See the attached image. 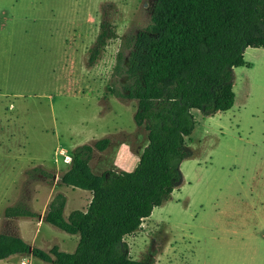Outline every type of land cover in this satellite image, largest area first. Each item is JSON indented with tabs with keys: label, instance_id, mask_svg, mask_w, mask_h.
<instances>
[{
	"label": "rangeland",
	"instance_id": "rangeland-1",
	"mask_svg": "<svg viewBox=\"0 0 264 264\" xmlns=\"http://www.w3.org/2000/svg\"><path fill=\"white\" fill-rule=\"evenodd\" d=\"M156 0H0V234L32 248L72 254L79 237L43 222L56 194L64 217L85 212L89 192L60 184L71 152L108 139L90 169L132 172L147 145L135 125L137 103L116 97L117 56L150 25ZM102 23L114 38L93 64ZM250 67L233 69L234 105L205 117L191 112L182 183L123 243L131 259L156 264H264V49L248 48ZM41 168L49 179L28 182ZM23 202L35 218H6ZM49 264L15 255L0 264Z\"/></svg>",
	"mask_w": 264,
	"mask_h": 264
},
{
	"label": "trees",
	"instance_id": "trees-1",
	"mask_svg": "<svg viewBox=\"0 0 264 264\" xmlns=\"http://www.w3.org/2000/svg\"><path fill=\"white\" fill-rule=\"evenodd\" d=\"M150 25L128 39L129 53L117 56L122 78L116 97L137 103L133 116L144 127L147 145L132 172L106 171L98 176L89 163L93 151L109 145L103 139L75 148L60 184L89 192L85 212L65 218L66 198L56 194L43 222L72 236L78 244L72 254L57 246L48 252L32 248L18 236L0 234V261L31 255L49 264H156L153 254L136 261L123 243L155 208L170 199L181 185L183 160L192 158L186 146L194 131L191 114L209 117L232 109L233 69L250 67L246 49H264V0H156ZM114 33L100 26L89 54L93 64ZM41 168L27 173L28 182L49 179ZM6 218H35L23 202L5 210Z\"/></svg>",
	"mask_w": 264,
	"mask_h": 264
},
{
	"label": "built area",
	"instance_id": "built-area-1",
	"mask_svg": "<svg viewBox=\"0 0 264 264\" xmlns=\"http://www.w3.org/2000/svg\"><path fill=\"white\" fill-rule=\"evenodd\" d=\"M22 264H25V263H22Z\"/></svg>",
	"mask_w": 264,
	"mask_h": 264
},
{
	"label": "bare ground",
	"instance_id": "bare-ground-1",
	"mask_svg": "<svg viewBox=\"0 0 264 264\" xmlns=\"http://www.w3.org/2000/svg\"><path fill=\"white\" fill-rule=\"evenodd\" d=\"M181 168V167H180Z\"/></svg>",
	"mask_w": 264,
	"mask_h": 264
}]
</instances>
